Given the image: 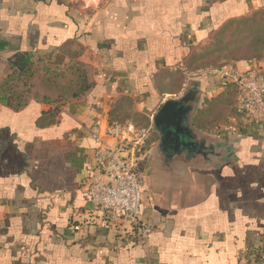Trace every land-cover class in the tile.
<instances>
[{"label": "crops", "instance_id": "1", "mask_svg": "<svg viewBox=\"0 0 264 264\" xmlns=\"http://www.w3.org/2000/svg\"><path fill=\"white\" fill-rule=\"evenodd\" d=\"M262 9L264 0H0V83L19 50L89 65L95 83L81 101L0 106V264H260L264 126L235 120L222 72L171 97L195 48ZM168 101H184L189 114L161 131ZM114 121L149 132L139 170L153 232L143 247L87 193L93 135Z\"/></svg>", "mask_w": 264, "mask_h": 264}, {"label": "built area", "instance_id": "2", "mask_svg": "<svg viewBox=\"0 0 264 264\" xmlns=\"http://www.w3.org/2000/svg\"><path fill=\"white\" fill-rule=\"evenodd\" d=\"M223 75L233 86L235 120L242 129L253 131L264 126V66L229 70ZM187 87L186 83L182 92ZM148 133L131 122H111L104 137L94 134V165L86 180L93 208L105 217L122 218L129 226L126 242L142 247L153 232L143 221L139 170Z\"/></svg>", "mask_w": 264, "mask_h": 264}, {"label": "trees", "instance_id": "3", "mask_svg": "<svg viewBox=\"0 0 264 264\" xmlns=\"http://www.w3.org/2000/svg\"><path fill=\"white\" fill-rule=\"evenodd\" d=\"M258 15H261V22L264 24V9H262L227 25L235 24L237 27L249 23L254 25L251 21ZM254 45L258 46L259 50L253 51V56L249 54L247 61L258 63L264 61V56L255 59L264 53V42H256ZM15 52V55L9 59L12 72L0 83V106L21 110L32 99L59 106L67 102L81 101L95 86L94 69L89 65L77 61L65 65H50L31 52L20 50ZM263 256L261 254L260 264Z\"/></svg>", "mask_w": 264, "mask_h": 264}, {"label": "rangeland", "instance_id": "4", "mask_svg": "<svg viewBox=\"0 0 264 264\" xmlns=\"http://www.w3.org/2000/svg\"><path fill=\"white\" fill-rule=\"evenodd\" d=\"M261 20V15H258L251 21L254 25H226L208 43L195 48L185 66L177 71L178 82L171 98L176 99L182 93L183 85L189 84L188 80L193 81L204 74L237 70L236 64L248 62L249 54L253 56V51L259 50L254 44L264 42V24ZM263 56L264 53L255 59Z\"/></svg>", "mask_w": 264, "mask_h": 264}, {"label": "water", "instance_id": "5", "mask_svg": "<svg viewBox=\"0 0 264 264\" xmlns=\"http://www.w3.org/2000/svg\"><path fill=\"white\" fill-rule=\"evenodd\" d=\"M184 101H168L161 109L159 116L156 119V125L161 131H163L162 123L170 122V117L176 116H188L189 108H186L183 104Z\"/></svg>", "mask_w": 264, "mask_h": 264}]
</instances>
